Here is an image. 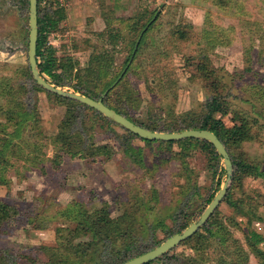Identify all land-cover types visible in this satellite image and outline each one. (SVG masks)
Here are the masks:
<instances>
[{"label": "rangeland", "instance_id": "obj_1", "mask_svg": "<svg viewBox=\"0 0 264 264\" xmlns=\"http://www.w3.org/2000/svg\"><path fill=\"white\" fill-rule=\"evenodd\" d=\"M54 2L45 0L41 8L50 10V3L57 9ZM66 5V20L47 42L59 59L72 57L81 69L90 60V45L110 47L107 35L98 36L107 31L106 18L160 14L138 62L143 67L104 98L135 119L154 123L158 132L176 129L171 126L178 128L173 132L186 130L204 113L212 90L197 77L196 65L205 51L216 79L227 85L220 89L227 126L236 115L258 121L256 141L230 157L245 158L264 172V0H67ZM180 25L189 37L171 35ZM28 31L27 13L18 1L0 0V145L8 143L0 155V200L18 211L0 227V264L57 261L56 232L85 231L84 219L97 211L129 225L124 230L130 235L115 242L100 236L88 256L67 254L66 264H113L122 261L124 252L116 254L130 243L135 254L149 252L186 230L188 221L196 222L226 181L223 160L177 144H146L82 104L55 100L28 76ZM118 48L117 69L129 56L125 44ZM158 54H163L155 59L159 70H149V60ZM65 90L74 92L71 86ZM106 145L114 157L93 155ZM232 196L246 197L250 217L223 201L194 242L181 243L152 264H227L240 248L247 250L248 230L264 237V178H245ZM91 240V234L82 233L73 243ZM258 249L264 255V242ZM248 264H264V256L250 254Z\"/></svg>", "mask_w": 264, "mask_h": 264}, {"label": "trees", "instance_id": "obj_2", "mask_svg": "<svg viewBox=\"0 0 264 264\" xmlns=\"http://www.w3.org/2000/svg\"><path fill=\"white\" fill-rule=\"evenodd\" d=\"M20 8H22L26 13L29 20V0H17ZM56 5L59 2L55 3ZM67 10L65 7H60L58 5L57 9L54 11L47 12L42 14V11L39 8V39L37 46V59L38 65L41 72V75L45 77L50 83L57 87L65 88L72 87L75 92L81 93L86 96H90L94 99H99L101 93H106L107 98L111 96L113 92L119 90V88L127 82L128 75L143 67V64H139V60H141V56L143 50L148 45V42L151 39L152 32L158 26V20L160 18V14L157 15L155 11L153 13L145 12L141 17L137 19H119V18H106L107 21V31L105 33L98 34L100 38H104L103 35H107L105 39L110 40L108 47L107 45H90L92 49V54L90 55V60L87 63V66L83 69L78 67V64L72 57H65V59H59L57 56V52L54 47L51 46L47 42L48 35H51L54 32H58L61 28L62 23L67 18ZM187 27L178 26L175 28L171 35H182L183 37H189V33L187 31ZM29 38V31L27 33ZM120 35V36H119ZM133 35H139L133 36ZM209 35H214L213 33H209ZM122 39V43H120L119 39ZM119 44V45H118ZM120 44H125L126 48H129V56L126 61L122 64V66L117 69L116 60L117 53L121 51L119 50ZM209 51V50H208ZM205 51H200L199 58L197 60L196 72L197 77L205 84H208L210 89L212 90V97L207 102L205 106V111L201 115L198 121L191 122L190 125L186 126V130L188 129H201V130H210L215 133L218 138L224 143L229 154L233 150H238L244 146V144L249 142L256 141V133L254 132V128L258 125L257 120H250L247 118H242L239 115L233 117V126H227L226 121L224 120V115L227 113V108L225 107V103L223 101L222 95L220 93V89L223 91L227 88V85L224 83H220L216 79V70L211 67V62L207 58V55L204 57ZM161 54V53H160ZM154 55L148 62V69L150 70L151 66L154 70L158 71L157 63H155V59L162 55ZM143 57V56H142ZM153 70V71H154ZM165 70V69H161ZM76 71V72H75ZM160 72V71H159ZM63 73L68 79L65 81L63 77ZM161 73V72H160ZM28 76L33 79L31 74L30 67L28 68ZM148 77L145 76L144 78ZM74 80H77V83L74 84ZM146 83L149 81L144 79ZM149 84V83H148ZM150 87V86H148ZM55 97L57 101H66L71 106H81L80 103L69 100L66 98H62L55 94H50ZM107 106L111 109L115 110L117 113L126 116L129 120L134 123L145 127L152 131L160 130V127L152 124L151 122L144 123L140 119H135L131 114L125 112L114 106L112 104H108V101H104ZM70 112V110H69ZM72 116V115H71ZM70 116V117H71ZM72 117L70 118L71 121ZM71 124V123H68ZM176 128V129H173ZM169 129H173L170 132L176 131L178 128L171 126ZM185 130V128H184ZM179 131V130H178ZM183 131V129L181 130ZM130 133V132H129ZM132 134V133H131ZM134 135V134H133ZM136 136V135H134ZM137 137V136H136ZM139 138V137H138ZM146 144L151 143H159L160 145L172 147L174 145H179L181 148L191 147L193 149H201L204 151H209L213 159L219 160L221 157L216 153L214 147L205 141L200 140H184L180 142H151L141 139ZM0 155L4 156L6 148L8 147V143L0 145ZM133 154V153H132ZM93 155L97 156H106L107 158L114 157V151H111V148L106 146L97 147L93 151ZM234 165V175L232 181V187L229 189V192L224 199L226 203L233 206L236 210L237 214H240L245 217H250V213L246 211V207L250 205V203L244 199H233L232 192L235 189H240L243 184V180L248 177L254 178H264V172L261 171V168L258 164L254 162H248L245 158L233 159ZM1 168V167H0ZM221 186V185H219ZM220 188V187H219ZM80 207V206H79ZM199 209V208H197ZM196 209V210H197ZM80 211V209H73V211ZM202 210V209H200ZM251 210V217L256 215L255 209ZM18 215V211L16 208L8 205L6 202L0 200V227L4 225L5 222H9L13 220ZM81 215V213H79ZM86 216V215H85ZM85 220L86 230H67V232H56L59 245V259L57 261H53L51 259L50 264H66L65 262H70V257L67 254H72L75 258H85L89 255L91 251H93V242L96 239H99L100 236H106L111 240V242H115L118 240L126 239L124 238V234L130 235V232L125 231L124 224L120 223L119 220L113 221L109 218L108 214H104V216L100 217L99 211L90 215L88 219ZM117 222V223H116ZM251 223V222H250ZM190 221L183 225V229H187L190 226ZM251 228V226H249ZM206 230V229H205ZM208 232L212 233L209 229ZM82 233L91 234L92 240L89 243H73V241L80 236ZM199 232L194 235L192 238L187 240V242H194L197 238ZM69 236V237H68ZM62 237V238H61ZM245 243L247 250L240 248V253L237 254L238 257L233 259L230 263L227 264H248L249 255L255 254L258 257L260 256L259 245L264 242V237L254 230H248L245 236ZM186 242V241H185ZM124 252V256L122 261L114 262L113 264H123L129 260H131L134 256H140L146 252L140 251L135 254V249L132 243L127 245L124 251H120L116 254V256L121 255ZM249 252V253H248ZM65 259V261H64ZM240 259V260H239ZM3 262L2 257L0 256V263ZM152 264V263H149Z\"/></svg>", "mask_w": 264, "mask_h": 264}, {"label": "water", "instance_id": "obj_3", "mask_svg": "<svg viewBox=\"0 0 264 264\" xmlns=\"http://www.w3.org/2000/svg\"><path fill=\"white\" fill-rule=\"evenodd\" d=\"M39 11H38V0H29V46H28V61L33 80L36 84L44 89L45 91L58 95L69 100L76 101L96 112L103 115L110 121L121 126L128 132L136 135L140 139L151 141V142H180L184 140H200L210 143L216 153L221 157L225 166L226 181L222 185L218 194L214 197L212 202L209 204L208 208L204 211L202 216L194 223H192L186 230L181 233H177L160 246L155 249L146 252L138 257H135L123 264H149L161 257L165 256L167 253L171 252L173 249L178 247L181 243L189 240L194 235H196L199 230L209 221V219L214 215L216 210L219 208L221 203L226 198L229 189L232 185L233 175L235 172L234 165L230 154L224 145V143L218 138V136L210 130L201 129H188L180 132H158L152 131L145 127H142L133 121L129 120L126 116L117 113L115 110L111 109L104 102L106 97V92L103 97L99 99H94L90 96L83 95L78 92H71L65 90V88L57 87L50 83L45 77L41 75L38 59H37V46L39 39Z\"/></svg>", "mask_w": 264, "mask_h": 264}, {"label": "flooded vegetation", "instance_id": "obj_4", "mask_svg": "<svg viewBox=\"0 0 264 264\" xmlns=\"http://www.w3.org/2000/svg\"><path fill=\"white\" fill-rule=\"evenodd\" d=\"M45 2V0H38V11H39V8H40V10L42 11V14H45V13H47V12H52V11H54L55 9L54 8H52V5L49 3V6H51L50 7V10H47L48 8H45V10H43L42 8H41V3L42 2ZM67 1V0H66ZM66 1H65V3H66ZM55 3H56V1L54 2V5H55ZM67 6V5H66ZM66 6H65V8H66ZM52 8V9H51Z\"/></svg>", "mask_w": 264, "mask_h": 264}, {"label": "built area", "instance_id": "obj_5", "mask_svg": "<svg viewBox=\"0 0 264 264\" xmlns=\"http://www.w3.org/2000/svg\"><path fill=\"white\" fill-rule=\"evenodd\" d=\"M52 1H54V0H52ZM55 1H56V3L59 2L58 5H59L60 7H65V6H66V3H65L66 0H55ZM55 5H56V4H55ZM58 5H56V6L58 7Z\"/></svg>", "mask_w": 264, "mask_h": 264}]
</instances>
